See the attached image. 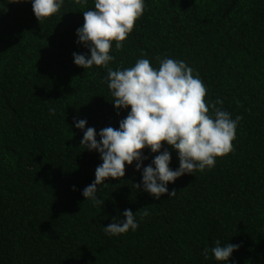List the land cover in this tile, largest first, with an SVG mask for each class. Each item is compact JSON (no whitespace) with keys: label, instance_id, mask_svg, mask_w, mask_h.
I'll return each instance as SVG.
<instances>
[{"label":"trees","instance_id":"1","mask_svg":"<svg viewBox=\"0 0 264 264\" xmlns=\"http://www.w3.org/2000/svg\"><path fill=\"white\" fill-rule=\"evenodd\" d=\"M144 2L123 50L113 42L109 67L184 61L199 73L206 101L222 100L217 107L243 117L235 150L169 183L176 195L157 200L134 185L158 154L145 149L141 171L126 165L94 206L82 191L102 159L80 146L84 131L74 118L95 128L99 141L101 129L118 128L130 111L117 115L107 69L74 63V52L90 56L76 30L94 0L84 7L65 0L41 25L31 0H0V264H222L211 251L202 255L217 239L240 245L227 264H264V0ZM168 150L175 170L177 153ZM144 207L149 215L136 214L137 230L104 232L126 209Z\"/></svg>","mask_w":264,"mask_h":264},{"label":"clouds","instance_id":"2","mask_svg":"<svg viewBox=\"0 0 264 264\" xmlns=\"http://www.w3.org/2000/svg\"><path fill=\"white\" fill-rule=\"evenodd\" d=\"M24 2L27 0H15V3ZM64 2L31 0L38 23L41 25L56 14ZM86 2L74 0L81 7ZM145 9L144 0H94V9L83 11V26L76 30V43L83 44L90 56L74 52L75 65L84 69L94 65L107 69L105 81L114 98L112 103L117 115L121 109H130L127 116L119 121L118 128L105 127L99 131V141L95 128L85 130L87 121L74 118L75 127L84 131L80 146L88 151H97L102 159V164L95 169L94 181L82 191L85 200L94 206L101 207L104 203L98 198L101 186L106 187L105 181L109 178L122 180L126 165L131 166L135 162V170L141 171L143 161L148 159L143 154L145 149L158 154L143 167L141 183L134 185L137 190L147 192L157 200L165 194L170 197L176 195L175 190L169 192V183L185 174L210 170L217 158L226 157L235 150L233 141L243 117L237 115L233 119L229 112L217 107L223 105L222 100L206 101L207 88L199 73L194 74V69L184 61L156 57L159 66L154 68L149 59L139 58L131 67L116 70L109 67L115 60L110 54L113 42L117 52L123 50L124 42ZM54 113L55 109H50V114ZM165 143L177 153L179 167L175 170L170 168L172 157L164 147ZM137 213L141 218L149 215L147 207L135 214L126 209L123 219L113 218L111 224L104 226V232L109 236H119L129 230H137ZM239 247L231 243L222 245L217 239L215 246L211 249L205 247L202 255L207 259L211 251L216 261L227 264Z\"/></svg>","mask_w":264,"mask_h":264}]
</instances>
